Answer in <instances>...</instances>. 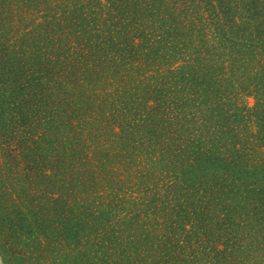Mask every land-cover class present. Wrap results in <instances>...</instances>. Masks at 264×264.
Listing matches in <instances>:
<instances>
[{
  "label": "trees",
  "instance_id": "trees-1",
  "mask_svg": "<svg viewBox=\"0 0 264 264\" xmlns=\"http://www.w3.org/2000/svg\"><path fill=\"white\" fill-rule=\"evenodd\" d=\"M106 2L112 18L100 26L101 0H0V145L9 165L0 167V248L22 252L13 238L36 217L39 240L67 246L79 234H59L61 217L54 213L53 227L41 214L81 205L98 233L82 264H264V0ZM48 7L58 11L37 22ZM100 65L105 78L121 73L110 95L127 102L136 125L93 127L104 103L84 101ZM111 162H123L119 175ZM128 169L129 179L156 180L119 186ZM106 171L113 185L100 197ZM134 190L145 197L135 200ZM105 204L99 216L121 219L123 235L98 227Z\"/></svg>",
  "mask_w": 264,
  "mask_h": 264
},
{
  "label": "rangeland",
  "instance_id": "rangeland-1",
  "mask_svg": "<svg viewBox=\"0 0 264 264\" xmlns=\"http://www.w3.org/2000/svg\"><path fill=\"white\" fill-rule=\"evenodd\" d=\"M101 1L103 2V5H100V7L102 6V8L105 10L99 11L93 16V17H95L97 14H99L97 16V18L100 20V26H102L103 22H105V21H111L110 18H112V17H110L111 16L110 11L108 10V8H110L109 3L106 2V0H101ZM45 7H47V4H45ZM43 8L44 7H42V9ZM25 9H26V7L24 6L23 9L21 10L22 11L21 14L27 13L25 11ZM9 10H10V12L7 9H5V13L6 14L9 13L10 19H13L15 17V15L12 16V12H14L16 9L12 10V7H9ZM56 11H58V10L52 11L50 9V7H48L47 9H45V11L43 13V16H45L47 19L37 20V22H44L46 20H50V16H52V14ZM18 12H20V11H18ZM59 12L60 13L64 12V14H62V16L65 17L62 19V20H65L64 24H66V25L69 24L71 20H69L67 18H69L71 10L69 9V11H68L66 9V10H61ZM78 13H80V12L78 11ZM73 17L78 18V15H74ZM93 17H92V19H93ZM42 18H44V17H42ZM0 24H1V22H0ZM4 28H5V26H4ZM95 38L99 42L98 46H100V37H95ZM89 79H90L89 82L91 83V85L86 86V88H88V94H92L94 96L91 97L90 100L87 98L86 102L84 101V106H85V108H87V107H90L91 104L95 106L97 103H100V105L102 102L104 103L102 105V108H100V116L99 115H92L93 118L92 117L89 118V119L95 120V122H93V127L95 126L96 121L100 120V123H101L100 124V134L102 133L101 132L102 128H104L103 133H105L107 131L108 127L109 128L120 127L122 123L125 124L127 127L131 123L133 125H136L130 120L131 117L129 115L128 107L125 106V108H124V106H123V103H127V102H117L115 98H112L114 96L110 95L112 92L115 91V89L118 86L122 85L121 81L123 82V80H121V73H117V74H115V76L111 75V76L105 78V72L103 71V67L100 65V76H99V74H95V72H92ZM121 88H122V86H121ZM135 92H137V91H135ZM138 98H139V93L136 96V99H138ZM103 99H106L107 102L103 101ZM241 103L247 104L248 106H253L255 103V100L252 97H250V98L249 97L248 98L242 97ZM5 108H7L6 109L7 114H10L9 107H5ZM103 108L106 110L105 115H103V113H104ZM2 110H4V109H1V111ZM123 116H126L127 118L124 119ZM112 124H115V126ZM118 130L120 131V129H118ZM124 133L130 135L132 133H137V131L135 129H129L128 131H125ZM156 133L157 132H154V131L152 132V134H156ZM120 137H121V135H120ZM108 138L118 139L116 137H108ZM110 141H113V139H111ZM2 142H4V140H2ZM114 142H116V141H114ZM2 146H4V145H0V167H2L4 170H6L7 167H9V165H8V162L5 158V156H6L5 149L6 148L2 147ZM8 147H10V146H8ZM11 148H12V150H17L18 144H16V143L12 144L11 143ZM109 149H110V151L108 152L109 154H111V152H118L120 155L123 154V151L121 148H119V149L109 148ZM100 152H103V154H104L103 147H102V150ZM117 156H119V155H117ZM202 159H204V158H202ZM204 161H205V159H204ZM120 163H123V162H120ZM120 163L119 164L118 163L113 164V162H111L110 166L105 165V167L108 168V171L110 168L115 169V170L119 169L117 171V173H115V174L119 175L120 170H121ZM13 165L15 166V164H13ZM143 165H145V164H142V167H143ZM16 170H18V168ZM16 175H17V177H19V173H16ZM118 175L112 176V180L115 183L120 182V180L122 179V176L121 175L118 176ZM130 175H131L130 169H128L126 172V175L124 174V177H126V178L122 179V181L120 182L122 184H119V186L124 185V184L125 185H136V186H138V184H140L141 186H152V182L156 180V178H154V177L150 178L147 176L143 177V178L138 177L137 179H129ZM218 175H221V172ZM105 177L110 178L108 176L107 171L105 172L104 175L100 176V197H102V193H104L103 189L106 187L109 188L108 184H110V186L113 185L112 181L107 182ZM16 183H20V185L22 184L19 180ZM26 188H27V186H26ZM29 190H31L30 193L33 194V190H32L31 186H29ZM134 191H136V190H134ZM137 192L138 191H136L134 194L135 198H136L135 200H138L139 197L141 199H143V197H145V196H143L145 194L142 193V191L140 192L141 194L140 193L136 194ZM32 197H35L34 194ZM87 197L90 198L91 196H87ZM5 198H8V195H5ZM102 200H104V198ZM115 201H116V203L119 202L116 200V198H115ZM207 201L211 204V199H207ZM31 203L34 204V201L30 199V204ZM30 207H32V209H33V206H30ZM105 207H106V204L101 206V211H97V215L99 217V219H96V221L99 220L98 227L99 228L101 227V230H103V231H107V230L110 231V230L114 229V231L116 233L123 235L124 230H126L128 226L123 225V224H120V225L117 224V222L121 219H118V218L112 219L108 222V225H107V220L104 217L99 216L100 212L107 213L105 210ZM50 209H53V211L50 213L44 212L43 214H41V216H44V218H42V221H47L50 219V221L52 223H55L57 221L56 216L61 217L60 222H58L59 224L55 223L53 225V227L58 224V226H56V227L58 229L59 234H63V233L64 234L66 233L68 235H70L72 233L79 234V236L77 237V240L73 241V239L71 238L68 241L69 243L67 242L68 245H71L70 247H67L68 245L66 246V245H64V243H62L61 244L62 246L60 245L61 246L60 249L53 250L54 248L52 249V247L48 243L44 242L43 240L38 239V234L42 233L45 230H43L41 228V226H38V224L35 223V220L37 219V217H36L34 220L35 224L34 223L30 224V226L27 228H25V226H24V231L21 233L20 242H19V240L17 241L16 237L13 238V241L15 242L14 245H18L20 243L19 244L20 248H22L23 251L18 254V251L16 250V248H13L11 251H8V252H4V249L0 248V264H82L80 260L83 258L82 257L83 253L85 254L86 250L89 249L88 241L89 242H92V241L95 242V237L98 236V233L96 230L97 228H95V230H93V233H91V229L89 228V225H88L89 222L92 220V218H91L92 215H90L91 217H89L88 216L89 213L87 212L86 209H82L81 205L73 206L72 207L73 213H69L68 211L63 212L65 210H63L61 207H55V209H54V207H51ZM31 212L35 213V211H33V210ZM83 212H84V214L81 216V213H83ZM54 213L56 216L54 218H52L54 216ZM62 214H65V216H62ZM71 215H72V217H71ZM141 221H142V223L144 222V226H146V224H145L146 218L142 219ZM99 232H100V230H99ZM127 234H128V232L125 233V238L122 239V241L125 240L124 246H126L128 244ZM76 241H77V244L79 245L78 249H77ZM54 244H55V242L51 243V245H54ZM5 249L9 250L8 247ZM133 250L130 251L131 255H133V253H132ZM16 255L17 256L23 255V256H25V259L17 261ZM60 255H62V256H60ZM26 257H28V258H26ZM92 264H100V259L94 258V261Z\"/></svg>",
  "mask_w": 264,
  "mask_h": 264
}]
</instances>
